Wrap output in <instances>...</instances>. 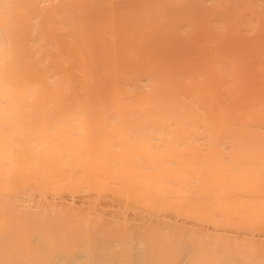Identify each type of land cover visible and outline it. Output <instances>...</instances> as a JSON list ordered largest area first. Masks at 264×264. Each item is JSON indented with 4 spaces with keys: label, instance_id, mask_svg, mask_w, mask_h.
<instances>
[{
    "label": "bare ground",
    "instance_id": "1",
    "mask_svg": "<svg viewBox=\"0 0 264 264\" xmlns=\"http://www.w3.org/2000/svg\"><path fill=\"white\" fill-rule=\"evenodd\" d=\"M0 264H264V0H0Z\"/></svg>",
    "mask_w": 264,
    "mask_h": 264
},
{
    "label": "rangeland",
    "instance_id": "2",
    "mask_svg": "<svg viewBox=\"0 0 264 264\" xmlns=\"http://www.w3.org/2000/svg\"><path fill=\"white\" fill-rule=\"evenodd\" d=\"M106 228V227H105ZM122 228V227H121ZM116 230V229H115Z\"/></svg>",
    "mask_w": 264,
    "mask_h": 264
}]
</instances>
